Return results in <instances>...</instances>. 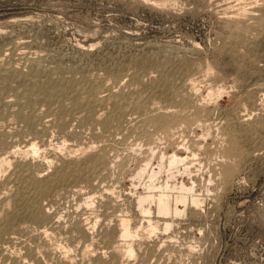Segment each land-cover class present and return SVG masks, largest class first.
Segmentation results:
<instances>
[{
    "label": "rangeland",
    "instance_id": "obj_1",
    "mask_svg": "<svg viewBox=\"0 0 264 264\" xmlns=\"http://www.w3.org/2000/svg\"><path fill=\"white\" fill-rule=\"evenodd\" d=\"M150 147L200 207L140 210ZM2 158L0 264H264V0H0Z\"/></svg>",
    "mask_w": 264,
    "mask_h": 264
},
{
    "label": "bare ground",
    "instance_id": "obj_2",
    "mask_svg": "<svg viewBox=\"0 0 264 264\" xmlns=\"http://www.w3.org/2000/svg\"><path fill=\"white\" fill-rule=\"evenodd\" d=\"M245 8V7H243ZM192 76V75H191ZM190 77V76H189ZM197 78V77H196ZM220 89V88H218ZM217 89V90H218ZM223 89V88H222ZM218 93V92H217ZM207 97V96H206ZM205 97V98H206ZM97 100V99H96ZM9 101V100H8ZM195 116V115H194ZM192 116V117H194ZM240 116V115H239ZM191 117V116H190ZM195 118V117H194ZM205 118V117H204ZM193 119V118H192ZM197 119V118H196ZM194 119V120H196ZM241 119V118H240ZM188 120V119H187ZM190 121V119H189ZM207 121V120H206ZM185 122H187L185 120ZM172 123V122H171ZM184 123V121H183ZM199 123V122H198ZM202 124V123H201ZM209 124V122H208ZM178 125V124H176ZM186 125V124H185ZM193 125V124H192ZM216 125V124H215ZM166 126V125H165ZM188 126V125H187ZM199 126V125H198ZM210 126V125H209ZM217 126V125H216ZM180 127V126H179ZM191 127V126H190ZM200 127V126H199ZM204 127V126H203ZM215 127V126H214ZM165 128V127H163ZM187 128V127H186ZM167 129V128H166ZM169 129V128H168ZM172 129V127H171ZM170 129V130H171ZM184 129V128H183ZM190 129V128H189ZM196 129V128H195ZM200 129V128H199ZM205 129V128H204ZM207 129V128H206ZM176 130V129H175ZM175 130H173L175 132ZM202 130V129H201ZM216 130V129H215ZM184 131V130H183ZM208 131V130H207ZM210 131V129H209ZM221 131V130H220ZM177 132V130H176ZM175 132V133H176ZM202 132V131H201ZM216 132V131H215ZM214 132V133H215ZM162 133V132H161ZM170 133V134H168ZM200 133V132H199ZM220 133V132H219ZM153 134V133H152ZM227 134V133H226ZM165 135V136H164ZM164 135L163 137L166 138V146H169L170 148H181L183 150L188 151L189 147H191L190 144L184 142V140H180L183 142H178L175 140V136L173 135V132H166L164 131ZM184 135V134H183ZM187 135V134H186ZM149 136V135H148ZM159 136V135H158ZM157 136V137H158ZM198 136V135H196ZM200 136V135H199ZM220 136V135H219ZM218 136V137H219ZM229 136V135H228ZM232 136V135H231ZM230 136V137H231ZM155 137V136H154ZM183 137V136H182ZM217 137V136H215ZM217 137V138H218ZM150 138V137H149ZM178 138V136H177ZM176 138V139H177ZM154 139V138H153ZM160 139V138H159ZM164 139V138H163ZM201 139V138H200ZM234 139V138H233ZM191 140V139H188ZM196 140V139H195ZM216 140V139H214ZM220 140V139H219ZM224 140V139H223ZM226 140V139H225ZM161 141V140H160ZM164 141V140H163ZM32 142V141H31ZM158 142V141H157ZM191 142V141H190ZM194 142V141H193ZM162 143V141H161ZM195 145L196 142H194ZM216 143V142H215ZM218 143V142H217ZM149 144V141H148ZM153 144V143H152ZM163 144V143H162ZM230 144V143H229ZM31 148L30 149H25V152L28 153H37V147H34L35 144L31 143ZM201 145V144H200ZM205 145V144H204ZM221 145V144H220ZM227 145V144H226ZM199 146V145H198ZM216 146V145H215ZM232 146V145H231ZM147 147V146H146ZM203 147V146H202ZM24 148V147H23ZM211 148V147H209ZM218 148V147H217ZM232 148V147H231ZM76 149V148H75ZM151 157H146L145 158V163L139 167L138 171L136 172V177L141 178V177H145V181H144V191H142V193H138L137 195V204L140 207V210L144 213H150L151 212V208L150 205H153V208L155 209L157 215L159 214L160 216L164 215H181L188 206H191V208H198L200 207L203 202L205 201V198H203L202 194L197 193L195 186L197 185V183L195 182L196 180L194 178H196L195 176H198L200 171L198 173H194L195 169H192V161L191 159H189V157L187 155H178L177 153H175L174 151H172L171 153H167L161 149H159L157 151V160H156V165H154L153 167L151 166L152 164L150 163L151 158H152V154L154 153L153 147L151 148ZM163 149V148H162ZM208 149V148H207ZM216 149V148H215ZM24 150V149H23ZM165 150V149H164ZM202 150V149H201ZM200 150V151H201ZM213 150V149H212ZM19 151V150H18ZM198 151V150H197ZM206 151V150H205ZM214 151V150H213ZM220 151V150H219ZM227 151V150H226ZM239 151V150H238ZM8 152V151H7ZM204 152V151H203ZM207 152V151H206ZM215 152V151H214ZM232 152V151H231ZM15 153V152H14ZM22 153V152H21ZM229 153V152H228ZM16 154V153H15ZM13 154V155H15ZM192 156H195V153H191ZM207 154V153H206ZM216 154V153H215ZM233 154V153H232ZM236 154V153H235ZM36 155V154H35ZM205 156V154H203ZM214 155V154H213ZM227 155V154H226ZM149 156V155H148ZM35 157V156H34ZM196 157V156H195ZM212 157V156H211ZM221 158V157H220ZM223 158V157H222ZM229 158V157H228ZM232 158V157H231ZM32 159V158H31ZM196 159V158H195ZM194 159V160H195ZM200 159V158H199ZM224 159V158H223ZM235 159V158H234ZM233 159V160H234ZM142 160V159H141ZM188 160H191V162H189ZM228 160V159H227ZM227 160L225 161V163H227ZM232 160V159H231ZM232 160V161H233ZM4 161H7L6 158H2L0 159V167L3 164ZM199 161V160H198ZM197 161V162H198ZM220 161V159H219ZM224 161V160H223ZM196 162V163H197ZM215 162V161H214ZM222 162V161H221ZM205 163V162H204ZM199 164V163H198ZM209 164V163H208ZM221 164V163H219ZM224 164V162H223ZM10 165V164H8ZM201 165V164H200ZM207 165V164H206ZM238 165V164H237ZM7 166V165H6ZM139 166V165H138ZM199 166V165H198ZM197 166V167H198ZM218 167V166H216ZM230 167V164L228 166V168ZM7 168V167H6ZM225 168V166H224ZM223 168V169H224ZM232 170V168H230ZM236 169V168H235ZM199 170V168H198ZM197 170V171H198ZM1 171H2V167H1ZM135 172V171H134ZM207 172V171H206ZM223 172L226 174H230L229 169H224ZM232 172V171H231ZM161 173H164L165 178L161 179L160 181H158L159 176ZM186 175L189 180L190 183L187 184L184 181H178L177 176L178 175ZM208 175V174H207ZM230 176V175H228ZM227 176V177H228ZM199 177V176H198ZM226 177V178H227ZM231 178V177H230ZM200 179V178H199ZM221 179V178H220ZM176 180V181H174ZM188 180V181H189ZM231 180V179H230ZM209 181L210 178H208L206 180L207 184H206V190H209ZM214 181V179H213ZM139 182V181H138ZM205 182V181H204ZM131 183V182H130ZM142 183V182H141ZM200 183V182H199ZM142 187V186H141ZM212 189V188H211ZM213 190V189H212ZM206 194V193H205ZM213 195V194H212ZM87 197V196H86ZM207 197V196H206ZM212 196H210L211 198ZM147 204V205H145ZM182 207V208H181ZM138 208V207H137ZM194 212V211H193ZM186 214V213H185ZM184 215V214H183ZM193 215V214H192ZM183 217V216H182ZM173 219V218H172ZM121 220V219H120ZM177 220V219H176ZM175 221V220H174ZM156 224V223H155ZM164 227L165 229L169 228L172 225V221L168 220V221H164ZM153 227V225H152ZM150 231V230H149ZM136 232V231H135ZM131 232L129 231L128 228V224L126 223L125 220L121 221V235L124 236H128ZM131 235V234H130ZM130 245V244H129ZM132 247V246H131ZM131 247H127L128 249L126 250V252L132 253V248ZM126 248V247H125ZM127 254V253H126ZM128 255V254H127Z\"/></svg>",
    "mask_w": 264,
    "mask_h": 264
}]
</instances>
